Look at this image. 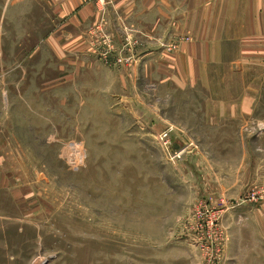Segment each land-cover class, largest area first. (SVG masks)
<instances>
[{
    "label": "rangeland",
    "instance_id": "rangeland-1",
    "mask_svg": "<svg viewBox=\"0 0 264 264\" xmlns=\"http://www.w3.org/2000/svg\"><path fill=\"white\" fill-rule=\"evenodd\" d=\"M57 29L0 0V264H264V26L187 85Z\"/></svg>",
    "mask_w": 264,
    "mask_h": 264
},
{
    "label": "crops",
    "instance_id": "crops-1",
    "mask_svg": "<svg viewBox=\"0 0 264 264\" xmlns=\"http://www.w3.org/2000/svg\"><path fill=\"white\" fill-rule=\"evenodd\" d=\"M42 1L58 28L56 40L72 55L86 56L94 40L105 39L134 71L140 62L184 85L205 83L210 67L249 57L264 26V0ZM171 42L177 49L168 54L163 45Z\"/></svg>",
    "mask_w": 264,
    "mask_h": 264
},
{
    "label": "built area",
    "instance_id": "built-area-1",
    "mask_svg": "<svg viewBox=\"0 0 264 264\" xmlns=\"http://www.w3.org/2000/svg\"><path fill=\"white\" fill-rule=\"evenodd\" d=\"M96 1V3L97 4H104V0H95ZM164 47L167 49V50H169V51H171V50H174L175 48H176V44H174V43H172V44H166V45H164Z\"/></svg>",
    "mask_w": 264,
    "mask_h": 264
}]
</instances>
